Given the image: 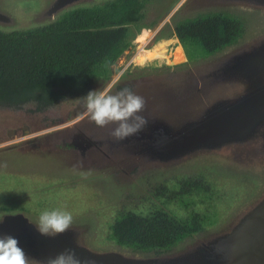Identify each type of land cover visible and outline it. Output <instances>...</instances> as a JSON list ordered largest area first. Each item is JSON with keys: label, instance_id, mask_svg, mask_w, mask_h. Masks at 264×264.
Returning a JSON list of instances; mask_svg holds the SVG:
<instances>
[{"label": "rangeland", "instance_id": "obj_1", "mask_svg": "<svg viewBox=\"0 0 264 264\" xmlns=\"http://www.w3.org/2000/svg\"><path fill=\"white\" fill-rule=\"evenodd\" d=\"M107 1L0 0V29H31ZM143 1L145 17L132 34L156 32L163 41L174 37L177 22L214 11L241 18L245 33L206 58L186 62L178 47L166 63L162 53L148 52L155 59L132 64L119 78L118 63L110 80L96 79L92 90L128 85L145 99L147 126L124 140L110 139V127H97L82 108L74 111L85 97L45 111L32 103L0 107V234L16 237L30 264L66 248L88 264H254L264 241V0ZM194 174L212 183L214 196L193 210L214 224L162 253L134 252L109 239L122 209L187 216L157 188H176ZM54 208L72 213V227L42 236L39 215Z\"/></svg>", "mask_w": 264, "mask_h": 264}, {"label": "trees", "instance_id": "obj_2", "mask_svg": "<svg viewBox=\"0 0 264 264\" xmlns=\"http://www.w3.org/2000/svg\"><path fill=\"white\" fill-rule=\"evenodd\" d=\"M144 9L143 0H109L69 10L31 29H0V107L17 110L32 103L36 111H45L84 97L98 78L110 80L113 67L142 32L132 34L131 26L144 19ZM244 33V21L223 11L177 22L173 29L186 62L215 55L238 43ZM155 39L161 37L157 34ZM124 87L130 88L116 89ZM157 194L178 202L188 215L179 217L162 208L146 215L122 209L109 239L134 252L162 253L214 224L208 215L193 210L214 196L213 185L203 174L184 178L173 189L162 184Z\"/></svg>", "mask_w": 264, "mask_h": 264}, {"label": "clouds", "instance_id": "obj_3", "mask_svg": "<svg viewBox=\"0 0 264 264\" xmlns=\"http://www.w3.org/2000/svg\"><path fill=\"white\" fill-rule=\"evenodd\" d=\"M84 97L82 113L97 127H110L108 136L113 141L137 134L149 122L148 117L142 114L145 99L128 87L116 91L112 87L94 89ZM0 223H3V217H0ZM72 224L71 212L54 208L43 210L35 227L40 235L54 238L71 229ZM0 264H30L19 240L11 234H0ZM44 264H88V261H81L74 249L66 248L49 257Z\"/></svg>", "mask_w": 264, "mask_h": 264}, {"label": "built area", "instance_id": "obj_4", "mask_svg": "<svg viewBox=\"0 0 264 264\" xmlns=\"http://www.w3.org/2000/svg\"><path fill=\"white\" fill-rule=\"evenodd\" d=\"M156 32L145 31L138 35L125 53L119 58L116 65L119 63L118 78L121 77L129 66L144 64L151 59H155L158 55L155 53H162L161 56L169 63L174 58L175 51L178 47H182L179 39L174 36L163 41H156ZM183 48V47H182ZM150 52L152 56L148 55ZM148 53V54H147Z\"/></svg>", "mask_w": 264, "mask_h": 264}, {"label": "water", "instance_id": "obj_5", "mask_svg": "<svg viewBox=\"0 0 264 264\" xmlns=\"http://www.w3.org/2000/svg\"><path fill=\"white\" fill-rule=\"evenodd\" d=\"M81 108L82 106L80 105L74 111H79ZM254 264H264V241L262 242L261 246L257 250L256 256L254 259Z\"/></svg>", "mask_w": 264, "mask_h": 264}, {"label": "crops", "instance_id": "obj_6", "mask_svg": "<svg viewBox=\"0 0 264 264\" xmlns=\"http://www.w3.org/2000/svg\"><path fill=\"white\" fill-rule=\"evenodd\" d=\"M42 205H43V206H42ZM44 205H45V204H44L43 202H42L41 204L38 202V205H37V207H38V208H41V207L43 208V207H44ZM31 206L33 207V205H32V204H31ZM25 208H27V209H28V207H25Z\"/></svg>", "mask_w": 264, "mask_h": 264}, {"label": "bare ground", "instance_id": "obj_7", "mask_svg": "<svg viewBox=\"0 0 264 264\" xmlns=\"http://www.w3.org/2000/svg\"><path fill=\"white\" fill-rule=\"evenodd\" d=\"M263 222H264V221H263ZM261 229H262V228H261ZM259 230H260V229H259ZM262 230H263V229H262ZM259 232H260V231H259ZM242 264H245V263L242 262ZM249 264H250V263H249Z\"/></svg>", "mask_w": 264, "mask_h": 264}]
</instances>
